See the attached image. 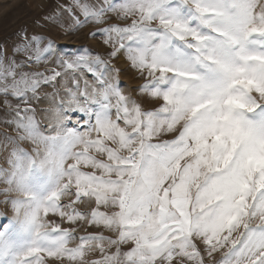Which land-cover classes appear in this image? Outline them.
<instances>
[{"label": "snow or ice", "instance_id": "6c2138e0", "mask_svg": "<svg viewBox=\"0 0 264 264\" xmlns=\"http://www.w3.org/2000/svg\"><path fill=\"white\" fill-rule=\"evenodd\" d=\"M45 19L101 25L105 51L26 30L0 46V264H264V0H70Z\"/></svg>", "mask_w": 264, "mask_h": 264}, {"label": "rangeland", "instance_id": "374dc122", "mask_svg": "<svg viewBox=\"0 0 264 264\" xmlns=\"http://www.w3.org/2000/svg\"><path fill=\"white\" fill-rule=\"evenodd\" d=\"M69 3L70 0H0V46L6 47L8 53L11 54L12 45L20 39L19 34L21 31L26 30L29 35L33 33H40L51 37L55 40L58 49H60L63 53L72 54L84 45L88 46L94 51H105L100 42L102 37L99 35L96 37H89L87 35L90 30L96 27H101V25H85L83 28L78 29L74 33L64 34L60 27L45 19V17L54 12L59 5ZM64 15L67 16V13H64ZM22 58L23 54H18L17 59L19 60ZM113 63L116 65V67L122 69L120 76L121 87L125 91H130L133 95H135L136 93L134 90L136 86L142 82V80L137 78V73L135 70L128 67V63L125 60L123 54L114 60ZM54 66L55 62L53 58L52 63L48 65H41L40 68ZM32 67L34 69L36 68L35 65ZM85 75L88 79L92 78L91 75L87 73H85ZM46 90L51 91V87H46ZM158 103L159 102L147 101L145 103V107H156L158 106ZM48 106V101L40 102L37 112L39 118L41 119V123L45 128H47L49 119L44 113L39 111V108ZM0 114H2V109H0ZM76 118L77 115L74 114L72 116L73 123H69V127L74 126ZM4 131L12 133V128L7 125L0 124V133H3ZM170 138H172L171 135L164 137V139ZM24 146L30 147V145L27 143H24ZM0 166L7 167L4 160V154L2 153H0ZM2 187H4V185L0 183V188ZM0 199H2V196H0ZM79 207L86 209L89 207V205L87 202H85L84 204L79 205ZM0 211H7L10 215V208L6 210L3 205H0ZM4 222L6 223L7 221L5 220ZM62 226L67 227L68 225L62 224ZM86 229L89 231L94 230L88 229L87 222L85 221L78 229V235L83 234ZM106 234L110 233L106 232ZM78 242V240H73L70 242V246H74ZM96 255H98V253ZM215 258L219 259V254H216Z\"/></svg>", "mask_w": 264, "mask_h": 264}]
</instances>
